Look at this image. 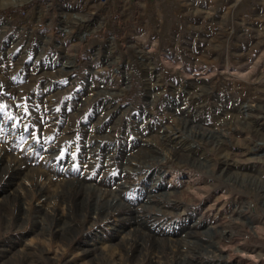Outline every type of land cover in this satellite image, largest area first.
Returning <instances> with one entry per match:
<instances>
[{"label": "rangeland", "instance_id": "rangeland-1", "mask_svg": "<svg viewBox=\"0 0 264 264\" xmlns=\"http://www.w3.org/2000/svg\"><path fill=\"white\" fill-rule=\"evenodd\" d=\"M263 144L264 0L0 4V264H264Z\"/></svg>", "mask_w": 264, "mask_h": 264}, {"label": "bare ground", "instance_id": "bare-ground-1", "mask_svg": "<svg viewBox=\"0 0 264 264\" xmlns=\"http://www.w3.org/2000/svg\"><path fill=\"white\" fill-rule=\"evenodd\" d=\"M2 1V0H1ZM26 1H28V0H4V1H2V2H0V4L2 5V6H9V5H19V4H21V3H24V2H26ZM98 18V17H97ZM67 20V19H66ZM10 21V20H9ZM62 21V20H61ZM64 21V20H63ZM63 21H62V23H63ZM96 22V21H95ZM104 22H105V19L103 18V19H101V18H99V20L95 23V25H92L91 23H80L79 21H74V22H69V24L67 23V25H64V24H62V33L63 34H66V35H72L73 34V32H74V28L76 27V26H79V31L77 32V34H76V37L78 38V40L80 41V42H82V41H84L85 40V38L87 37V35L88 34H90V33H92V32H94V31H96L98 28H100L103 24H104ZM66 23V22H65ZM93 23V22H92ZM76 30V29H75ZM110 43L113 45L114 44V42H113V39H110ZM45 49V48H44ZM42 47H40V50L41 51H43L44 50ZM24 52H26V51H24ZM38 59V57L36 58V60ZM65 65H67V62L65 61V62H63L61 65H60V67L61 68H64V66ZM121 74V73H120ZM147 76H150L149 75V73H148V75ZM123 77H125V79H126V81H125V83L124 84H129V75H128V73L127 72H124V74H123ZM151 77V76H150ZM150 79V78H149ZM128 86V85H127ZM126 88V87H125ZM120 92V91H119ZM237 104V103H236ZM230 105V104H229ZM248 107H249V105L248 104H246V105H244L242 108H244V114L245 115H248V112H247V110H248ZM243 112V111H242ZM241 113V112H240ZM250 114V113H249ZM250 120V119H249ZM258 120V119H257ZM260 123H262V122H260ZM165 126V125H164ZM261 126V125H260ZM167 127V126H166ZM258 128H260V127H258ZM159 130H160V128H158ZM97 130V129H96ZM167 130V129H166ZM157 131V130H156ZM161 131V130H160ZM172 131V130H171ZM22 132V131H21ZM160 133V132H159ZM189 135V134H188ZM150 136H152V135H149L147 138H149ZM157 137V136H156ZM159 137L164 141V143H162V158H165L168 154H170L171 152H178V151H182V152H184V153H187V154H191V153H195V152H197V151H200V149H201V146L198 144V143H196L195 141H189L190 139H189V137L187 138L186 137V135L185 136H183V135H178L177 134V132H167L166 133V131L165 130H163V131H161V134L159 135ZM128 140V139H127ZM148 140V139H147ZM148 142H149V140H148ZM262 143V142H261ZM260 142H259V145L261 144ZM146 145V144H145ZM216 145V144H215ZM218 145V144H217ZM257 145V144H256ZM264 145V144H263ZM149 147V146H148ZM262 148V147H261ZM152 149V148H151ZM263 154H264V147H263ZM262 154V155H263ZM159 155V154H158ZM205 155V154H204ZM169 156V155H168ZM171 156V155H170ZM157 157V156H156ZM7 158V157H6ZM226 162V161H225ZM149 165H150V163H149ZM227 165V164H226ZM128 166V165H127ZM135 167V164L134 163H132V166H131V168L130 169H133V170H130V171H135V170H137V169H135L134 168ZM143 174V173H142ZM134 176V175H133ZM262 176H264V170L262 171ZM26 177V176H25ZM47 178V177H46ZM50 177H48V179H49ZM101 178V177H100ZM262 178V177H261ZM50 180V179H49ZM25 181V180H24ZM263 181V180H262ZM37 182V181H36ZM39 182V181H38ZM47 182V181H46ZM52 182H55V181H52ZM40 183V182H39ZM41 184V183H40ZM39 184V185H40ZM43 184V183H42ZM41 184V186H43ZM47 184V187H52V185H49V183H46ZM52 184V183H51ZM54 184V183H53ZM57 184V183H56ZM15 185H19L18 183L17 184H15ZM28 185H29V183H28ZM153 185V184H152ZM25 187H27L26 185H24ZM57 186V185H56ZM55 186V187H56ZM61 185H59V187H60ZM13 188V187H12ZM194 189V188H193ZM24 190V189H23ZM58 190H60V189H58ZM11 191V190H10ZM10 191H9V193H10ZM45 191V190H44ZM20 194L22 193V189L21 190H19L18 191ZM51 192H52V188H51ZM17 193V192H16ZM27 193V192H26ZM47 193H48V191H47ZM28 194V193H27ZM12 195H13V193H12ZM49 195V194H48ZM189 195V194H188ZM16 196H18V195H16ZM12 197V196H11ZM47 198V197H46ZM44 199V198H43ZM55 199V198H54ZM3 200H6V199H4L3 198ZM40 200H42V199H40ZM58 203V202H57ZM2 204V203H1ZM38 204H39V207H38V210L39 211H41L42 213H44V214H46V213H48V211L50 212V210H48V207H50V202H49V200L47 201V199L46 200H42V201H38ZM55 204V203H54ZM53 205V204H52ZM54 206V205H53ZM145 206V205H144ZM63 207V206H62ZM129 208V207H128ZM23 209V208H22ZM64 210V209H63ZM62 210V211H63ZM132 210V209H131ZM98 213V212H97ZM96 215L94 214V215H92V216H90L91 217V219L93 220L94 218H96L95 217ZM114 218V217H113ZM116 218V217H115ZM152 218V217H151ZM41 223H42V221H41ZM41 225V224H40ZM39 225V226H40ZM191 227V226H190ZM189 227V228H190ZM110 228H111V226H110ZM180 229V228H179ZM43 230V229H42ZM181 230V229H180ZM53 231V230H52ZM51 231V232H52ZM127 232H128V230H127ZM124 233V232H123ZM118 234V233H117ZM116 234V235H117ZM175 234V233H174ZM119 235V234H118ZM127 236H129V235H127ZM126 236V237H127ZM178 236H180V237H178L179 238V240L180 241H183V239H184V236L185 235H183L182 233H178ZM117 237H119V236H117ZM129 238V237H128ZM185 238H186V236H185ZM130 240H132L131 238H129ZM126 240H127V238H126ZM123 241V240H122ZM174 241H176V240H174ZM100 243V247H107L108 246V243H107V238H106V235L104 236H102L101 234H97V235H95L93 238H92V243L93 244H95V245H98L99 243ZM188 242H190V240L188 241ZM211 242V241H210ZM186 243H187V241H186ZM191 243V242H190ZM123 244V243H122ZM99 248V247H98ZM116 248V247H115ZM104 249V248H103ZM111 249H112V247H111ZM113 250H114V248H113ZM193 250V249H192ZM207 250V249H206ZM117 251V250H116ZM156 253V252H155ZM154 253V254H155ZM112 254V253H111ZM116 254V253H115ZM119 254V253H118ZM117 254V256H119ZM115 256V255H114ZM87 257V255L85 254L83 257H81V259H84V258H86ZM120 257V256H119ZM148 257V256H147ZM153 258H154V256H152ZM108 259V258H107ZM116 259H118L117 257H116ZM116 259L114 258L113 260H110L111 261V264H120V262H119V260L118 261H116ZM159 259V258H158ZM158 259H156L157 261H159ZM150 260V259H149ZM148 260V261H149ZM110 261L108 260V262L110 263ZM123 261V260H122ZM121 261V262H122ZM145 261V260H144ZM150 261H152V260H150ZM154 262V261H153ZM144 263H146V262H144ZM141 264V263H140ZM155 264V263H154ZM160 264V263H159Z\"/></svg>", "mask_w": 264, "mask_h": 264}]
</instances>
